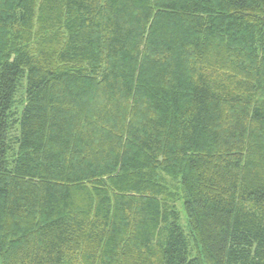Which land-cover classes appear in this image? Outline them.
Segmentation results:
<instances>
[{
  "label": "trees",
  "instance_id": "obj_1",
  "mask_svg": "<svg viewBox=\"0 0 264 264\" xmlns=\"http://www.w3.org/2000/svg\"><path fill=\"white\" fill-rule=\"evenodd\" d=\"M0 264H264V0H0Z\"/></svg>",
  "mask_w": 264,
  "mask_h": 264
},
{
  "label": "rangeland",
  "instance_id": "obj_2",
  "mask_svg": "<svg viewBox=\"0 0 264 264\" xmlns=\"http://www.w3.org/2000/svg\"><path fill=\"white\" fill-rule=\"evenodd\" d=\"M169 188H171V191L177 194L178 202L177 207L181 215V224L186 232H188V223L185 215V211L183 208V197L181 196L180 186L177 184V182H173L171 180H168Z\"/></svg>",
  "mask_w": 264,
  "mask_h": 264
}]
</instances>
